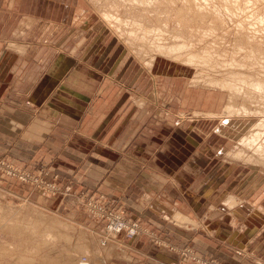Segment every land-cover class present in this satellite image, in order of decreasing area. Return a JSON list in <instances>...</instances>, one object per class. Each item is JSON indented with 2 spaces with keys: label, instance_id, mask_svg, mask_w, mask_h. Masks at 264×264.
Returning a JSON list of instances; mask_svg holds the SVG:
<instances>
[{
  "label": "crops",
  "instance_id": "crops-1",
  "mask_svg": "<svg viewBox=\"0 0 264 264\" xmlns=\"http://www.w3.org/2000/svg\"><path fill=\"white\" fill-rule=\"evenodd\" d=\"M21 1L25 17L20 22L29 19L30 27L19 28L16 21L13 28L7 18L0 19V98L10 102L0 107L1 151L14 157L19 154L33 166L50 165L51 177L68 191L122 198L147 230L170 245L192 246L200 256L226 264H264L260 252L250 246L256 240L233 229L223 230L225 223L214 221L211 215L210 201L232 189L231 167L230 178L218 183L212 177L215 173L211 175L217 157L193 155L194 143L187 146L189 154H184L183 143H169L170 128L180 125L172 123L170 111L158 108L167 97L163 100L162 91H153L155 64L152 71L147 70L130 56L117 34L94 23H82L80 37L73 39L71 33L80 30L75 24L83 9L81 0ZM47 21L60 26L71 23V33L60 43H33L30 47L17 42V47H26L27 54L7 44L9 34L23 39L26 30H37L36 25ZM10 65L14 71L10 72ZM174 149L175 155L171 154ZM152 150L160 151V158L147 160L148 167L134 161L136 153ZM127 155H132V161ZM172 213L197 219L199 226L214 235L171 225ZM128 245L124 256H119L125 262L112 263L169 264L179 260L177 253L157 247L148 235H140Z\"/></svg>",
  "mask_w": 264,
  "mask_h": 264
},
{
  "label": "rangeland",
  "instance_id": "rangeland-1",
  "mask_svg": "<svg viewBox=\"0 0 264 264\" xmlns=\"http://www.w3.org/2000/svg\"><path fill=\"white\" fill-rule=\"evenodd\" d=\"M20 1L21 0H0V19L7 18L10 27L13 28L16 27V21L19 28H24L25 24H27V27H30L29 19L25 20V24L20 22L24 16L22 8H20L22 1ZM156 1L157 0H147L149 4H147V11H144L142 7L143 2H141V5H136L135 3H130L128 0H81L80 9L83 8L84 10H80V18L78 17L76 24L74 23L80 27V30H74L71 33L69 30L71 28V23L67 26H60L57 22L47 21L48 23L44 22V25L43 23L36 25L37 30L35 28L26 30V36L23 38L24 42L21 41L23 39H21L20 36L9 34L7 44L18 49L17 51L21 54H27L28 52L25 51L26 47H17L19 43H22V45H27L29 43L30 47L33 43H35V45H38V43H41L40 45L53 44L55 42L60 43L64 40L65 36L69 35V32L73 35V39H77L81 35V28L84 27V24L82 23L90 22V25L94 23L97 27L102 26L109 28L108 22L102 16L104 10L112 11L114 13H116L117 10L118 14H123V16L121 14L119 16L120 18L122 16V19L125 18L123 20H126L128 24L123 23L125 29L122 27L118 30L115 27L114 30H116L115 32L121 41L126 43L130 56L140 63V65H143L145 60L149 61L153 56L157 57L155 62L156 68L152 74L154 80L153 91H162L163 100H165L166 97L167 100H165L162 105V101H160L159 105L161 106H159L157 102L156 104L158 105V108H163L168 112L170 111L168 115L172 123L180 125L179 129H175V126H173L174 129L170 128L169 143H173L174 140L179 144L183 143L185 146L184 154H189L187 146L194 143L197 147L191 148L193 155L201 154L210 155V157H217L216 163L211 165V168H215L214 171L211 172V175L212 173H215L212 177L216 178L218 183L219 181H223L225 177L229 179L228 169L230 167L232 169V189L220 197L215 198V201H210V205L213 206L212 210L214 212L211 215L214 221L231 226H228L230 229H227V225L222 224V226H225L222 227V229L224 228L223 230L231 231V229H233L238 231V234L242 233L245 235L246 239H249L250 241L256 240V242L250 244V246L255 253L260 252V256L264 258V167L244 165L238 160L233 161L230 155L231 150H237L240 144L238 138L243 135L245 136L246 133L248 134L251 124L255 123L257 125V123L260 122V119L264 117H260V113H257L254 116L251 115V117H240V114H237V116L234 115V117L233 115L228 116L223 112L228 100L227 92L208 88L205 84L206 79L215 80L214 75L216 76V79H218L219 76L222 78L225 76L224 74L222 75V73L227 74L229 68L231 73L229 76H232L233 72H238V75L240 74L238 78H241V76L246 77L250 73L255 76L259 75L258 77H260L262 73L260 72L261 74H259L258 71L264 70V67H262L264 65L262 62L264 58L262 55H259L260 52H258V49L252 48V50H249V48L242 47L241 43L243 42L237 40L240 39V34L235 37V34L224 31L225 28L233 26L234 24L232 22L233 17L231 14H227V12L219 14L224 19L227 18V20L225 19L224 27L223 25L217 26L215 23L211 22L212 20L210 19H207L209 20L207 24V20L199 22L195 16H192V14H189L188 16L186 15L187 18H185V23L183 19H180L177 16L178 11H180L179 14L184 13L186 10L185 6L190 8V4H193V2L195 3V0H158V2L161 1L163 5H170L172 8L159 7L158 2ZM198 1L199 0L193 4L195 6L198 5L197 9L208 0H202L203 3L201 0L199 3ZM214 1L212 0L213 3L211 4L218 5V3ZM253 1L255 4L257 3L253 6V10H255L256 6H258L256 9L260 7L261 10H257L258 14L264 17V13L262 12L264 11V0ZM18 14L22 15L21 18H17ZM227 15H229V17ZM161 16L162 18L164 17V19H162ZM237 16L236 18L240 17ZM190 17L196 18V20ZM231 17L232 19H230ZM135 20L138 22L140 20V22L145 23L152 28H167L169 30L168 34H172L173 36L171 38L170 36H165L159 40L161 42L178 44L183 43L182 41L185 40L187 45L185 44V50L183 49L184 52H182V54L185 55L178 58L181 62L186 61L185 56L188 53H197L198 51L199 53L197 54L201 53V57L207 55V57L209 56L212 58L211 61L213 63L210 64L208 62V64L213 66V68L206 66L200 69L196 66L187 65L189 62L183 64L186 66L185 67L181 63L158 58L160 56H157V52L152 46L154 44H149L151 41L143 39L142 30H140L138 28L139 26L134 23ZM263 21L264 20H262V23L260 24L261 27L264 25ZM176 26L177 28H174ZM207 26L208 29L210 28V30H212H208ZM183 27L187 30L183 29ZM212 27H214L215 30ZM181 28L185 31L182 32ZM262 29L264 30V28ZM133 31L137 33L136 37L132 34ZM207 32H209V34ZM250 32L252 33L253 31L248 30L246 33H241L251 34ZM123 33L125 38L124 35H122ZM174 33L177 37H175ZM258 33L259 34H256L257 36L255 37H259L257 38L259 40V42L257 40L259 45L260 40L264 39V34L261 35L262 33H260V31ZM156 34H158L157 31ZM151 35L150 37L152 38L154 34ZM154 37L156 38V36ZM0 43H2V40H0ZM140 44H143L145 49L142 45L140 47ZM135 47H139L140 51L139 48L137 49ZM141 48L143 49L141 50ZM143 50L147 51L143 52ZM139 52L144 54H140ZM257 53L259 57L257 56ZM246 55L248 56L246 57ZM168 56L171 57L173 55ZM242 56H245L244 59L246 60H244ZM248 57L254 58L250 61ZM141 60H143V62ZM248 60L249 62H247ZM216 62L219 64L217 65ZM237 62H240L241 64L238 63L236 66L235 63ZM253 62L256 63V65L259 64V66H256L258 71H254V69L257 70L256 68L252 69V65L255 67ZM231 63L234 64V66L230 65ZM219 65H221V67H219ZM241 65H243V67ZM249 65L250 67L248 68ZM239 66H241L242 69ZM14 69L15 67L12 68L10 65V72L14 71ZM147 70L150 69L147 68ZM244 70L247 74H245ZM161 71L163 72L161 73ZM198 71H200V74ZM216 71H219V74H221L219 75ZM205 72H210L208 73L209 76ZM195 77L198 80L195 79ZM200 79H203L204 81L201 80L202 82H200ZM200 84L203 86L205 85V87ZM237 101L239 103L241 99H238ZM8 103L10 102L4 101L0 98V107L1 105ZM212 113L215 115L213 116ZM204 114L205 116H203ZM231 118L242 120L243 125L246 126L245 130L244 127H240L238 130H233L232 127H227L226 121ZM0 138L2 139L1 129ZM3 138L8 140L5 135ZM144 145L145 147H148L150 143H144ZM208 148L209 151L207 150ZM1 150L0 143V264H79L81 263V260H88L86 262H89V264H114L116 261L125 262V260L119 256L126 251L125 248H128V243L132 242L140 235H148L157 247L167 249L179 255V260L177 262L169 264H226L215 257L205 258L200 256L192 246L177 247L170 245V242H165L161 238L159 239L157 233L147 230L142 225L141 219L137 215H133L132 211H129L126 205L123 204L122 198L107 196L104 193L94 195L86 191H68L67 188L62 187L60 185L61 183L59 184V182L56 181V177H51L52 171L50 165L46 163H38L33 166L31 163L22 161V157L19 154L14 157L10 156L8 151ZM18 150L19 149H17V151ZM159 153L161 152L158 150L138 152L133 158L136 163L143 167H148L150 162L147 163V160H152L153 162L154 159L158 157ZM13 154L15 155V151ZM171 154L175 155L176 149H174ZM127 158L131 160L132 155H127ZM158 158H160V155ZM224 161H227L226 164ZM157 166L160 168V165ZM190 166L206 167L207 165ZM225 169L227 170L225 171ZM219 187L220 186H218V188ZM230 196L235 197L236 208H233L234 206L231 208L227 206L226 202ZM246 204L250 205V208ZM242 206H246L244 210L235 211ZM174 214L175 213L169 217L171 225H176L175 227L186 229L187 231L190 229L199 230V232L214 235L212 232H208L209 230L207 227L199 226L197 219L182 214V217H180L181 215H178V218V216L176 214L174 216ZM118 217H123L128 221L135 222L139 227V233L134 238H128L125 232L113 233L109 231L111 222ZM176 218H178V220ZM217 229H219V227ZM51 240L56 242H52ZM225 246H227V244ZM229 246L235 247L234 244H230ZM80 248L82 249L80 250ZM70 252L72 254V260L70 259L71 262L69 260ZM113 261L115 262L112 263ZM261 262L264 263V261L260 259V263Z\"/></svg>",
  "mask_w": 264,
  "mask_h": 264
},
{
  "label": "bare ground",
  "instance_id": "bare-ground-1",
  "mask_svg": "<svg viewBox=\"0 0 264 264\" xmlns=\"http://www.w3.org/2000/svg\"><path fill=\"white\" fill-rule=\"evenodd\" d=\"M91 1V0H90ZM130 3H135L136 5H141V2H143L142 3V7H143V9H144V11H147V4H149L148 2H147V0H128ZM133 1V2H132ZM196 2H197V0H195ZM200 1V0H199ZM199 1H198V3H199ZM214 1V0H213ZM217 3H218V5L216 4H211V3H213L212 2V0H208V1H206V3H204V4H202L198 9H197V7H198V5L197 6H195V5H193V4H195L194 2H193V4H190V8L189 7H187V6H185V12L184 13H181V14H179V12L180 11H178V14H177V16L180 18V19H183L184 21H185V23H186V20H185V18H187V16L189 15V14H192V16H195L197 19H198V21L200 22V21H202V20H207V19H210V20H212L211 22H213V23H215L217 26L218 25H223V27L225 26V24H224V22H225V19L227 20V18H223L221 15H219V14H221V13H225V12H227V14H231V16L233 17V19H232V17L230 18V19H232V22L234 23H232V22H230V23H232L233 24V26H230V27H228V28H225L224 29V31H226V32H231V34H235V37L236 36H238V34H240L239 36H240V39H237V40H241L240 42H243V43H241V46L242 47H245V48H249V50H252V48H256V49H258V52H260L259 53V55L261 56H263V58H264V39H261L262 40V42H261V40H260V44L258 45V43H257V38H259V37H255V36H257L256 34H259L258 32L260 31V33H262L261 35H263L264 34V30L262 29V28H264V25H262L263 27H261V23H262V20H264V17H262V16H260L259 14H258V11L257 10H261L260 9V7L258 8V9H256V7H258V6H256L255 7V10H253V6H255L256 4H255V2L253 1V0H215ZM214 1V2H215ZM256 1V0H255ZM261 1V0H260ZM156 2H158V0L156 1ZM201 2H202V0H201ZM263 2V1H262ZM90 3V2H89ZM189 3V2H188ZM203 3V2H202ZM157 4V3H156ZM263 4V3H262ZM96 5V4H95ZM94 5V6H95ZM98 5V4H97ZM187 5V4H186ZM264 5V4H263ZM263 5H262V7H263ZM158 6L159 7H168V8H172L170 5H163L162 4V2L161 1H159L158 2ZM97 7V6H96ZM252 7V8H251ZM95 8V7H94ZM131 8V7H130ZM135 8V7H134ZM141 8V7H140ZM177 8H178V6H177ZM96 9V8H95ZM98 9V8H97ZM160 9V8H159ZM264 9V8H263ZM141 10V9H140ZM99 11V10H98ZM130 11V10H129ZM134 11V10H133ZM137 11H138V9H137ZM141 12V11H140ZM260 12V11H259ZM263 13H264V11H262ZM261 12V13H262ZM174 13V12H173ZM121 14V13H120ZM120 14H118V11L116 10V13H114V12H112V11H106V10H104V13L102 14V16L105 18V20L108 22V24H109V28H111L112 30H113V33H115L116 34V30H114L115 29V27H116V29H120V28H124V26H123V23H125V24H128L127 23V21L126 20H123V19H125V18H123L122 19V16H123V14H121L122 16H121V18H120ZM134 14V13H133ZM133 14H132V17H133ZM160 14V13H159ZM136 15V14H135ZM187 15V16H186ZM240 16L239 18H236V16ZM259 15V16H258ZM125 16V15H124ZM142 16V15H141ZM148 16V15H147ZM176 16V17H177ZM191 16V15H190ZM225 16H226V14H225ZM228 17H229V15H227ZM237 16V17H238ZM253 16V17H252ZM264 16V15H263ZM138 17V16H137ZM160 17V16H159ZM255 17H257V18H255ZM100 18V17H99ZM161 18H162V16H161ZM190 18H192V19H194V20H196V18H193V17H190ZM137 19V18H136ZM151 19V18H150ZM162 19H164V17L162 18ZM188 19H189V17H188ZM187 19V20H188ZM219 19V20H218ZM229 19V20H230ZM171 20V19H170ZM143 21H144V19H143ZM209 20H207L206 21V24H207V22H208ZM221 21V22H220ZM190 22V21H189ZM192 22V21H191ZM194 22H196V21H194ZM264 22V21H263ZM134 23L135 24H137V26H139L138 28L140 29V30H142L141 32H142V37H143V39H147L148 41H151L149 44H154V45H152L153 47H154V49L156 50V54H157V56H160V57H158V58H162V59H164V60H168V61H174V62H178V63H181L182 65L183 64H186L185 62H189L187 65H190V66H196V67H198V68H204V67H209V68H213V66H210L209 64H208V62L211 64V63H213L212 61H211V59L212 58H210L209 56V58L207 57V55L205 56L204 55V57H201L202 55H200V54H197V53H199L198 51H197V53L196 52H190V54L188 53L186 56H185V59H186V61L185 62H181L180 60H178V58H180L181 56H184L185 54H182V52H184L183 51V49H184V46H185V44L187 45V43H186V41L185 40H183L182 42L183 43H178V44H176V43H173V44H167V43H165V42H161V41H159L161 38H164L165 36H170V38L173 36L172 34L170 35V34H168L169 33V30L167 29V28H157L156 26V28H152V27H149L147 24H145V23H142V22H140V20H139V22L138 21H134ZM152 23V22H151ZM193 23V22H192ZM162 24V23H161ZM180 24V23H179ZM191 24V23H190ZM151 26V25H150ZM154 26V25H153ZM210 26V25H209ZM113 27V28H112ZM161 27V26H160ZM197 27V26H196ZM201 27V26H200ZM216 27V26H215ZM174 28H177V26L176 27H174ZM204 28V27H203ZM212 28H214V27H212ZM217 28V27H216ZM125 29V28H124ZM183 29H185L184 27H183ZM182 28H181V30H182V32L183 31H185V30H187V29H185V30H183ZM207 29H208V26H207ZM123 30V29H122ZM208 30H210V28L208 29ZM207 30V31H208ZM212 30V29H211ZM210 30V31H211ZM214 30H215V28H214ZM213 30V31H214ZM248 30H252L253 32L251 33V34H245L246 32H248ZM124 31V30H123ZM156 31L158 32V34H156ZM233 31V32H232ZM175 32H177V31H175ZM206 32V31H205ZM204 32V33H205ZM241 32H245L244 34H242ZM124 33H125V31H124ZM124 33L122 34V35H124ZM200 33V32H199ZM208 34H209V32H207ZM132 34L136 37V35H137V33L135 32V31H133L132 32ZM151 34H154V36H156V38L153 36L152 38L150 37V35ZM175 34V33H174ZM191 34H193V33H191ZM213 34V33H212ZM195 35H198V34H195ZM227 35V34H226ZM228 35H230V34H228ZM152 36V35H151ZM204 36V35H203ZM209 36V35H208ZM218 36V35H217ZM175 37H177L176 36V34H175ZM195 37H197V36H195ZM210 37H211V35H210ZM260 37H262V36H260ZM263 37H264V35H263ZM119 38V37H118ZM124 38H125V35H124ZM242 38V39H241ZM199 39V38H198ZM123 41H124V39H123ZM173 41H174V39H173ZM204 41V40H203ZM236 41V40H235ZM122 42V41H121ZM145 42V41H144ZM144 42H143V44H144ZM199 42V41H198ZM237 42V41H236ZM258 42H259V40H258ZM123 43V42H122ZM228 43H229V41H228ZM126 44V43H125ZM129 44V43H128ZM134 44V43H133ZM136 44H138V43H136ZM143 44H140V47H141V45L143 46ZM196 44V43H195ZM217 44V43H216ZM190 45H192V44H190ZM189 45V46H190ZM197 45H199V44H197ZM131 46V45H130ZM137 46H139V45H137ZM151 46V47H152ZM145 46H143V48H144ZM206 47H208V46H206ZM236 47H237V43H236ZM240 47V46H239ZM251 47V48H250ZM131 48H133V47H131ZM135 48H137V47H135ZM139 48V47H138ZM137 48V49H138ZM143 48H141V50L143 49ZM148 48H149V46H148ZM188 48V47H187ZM241 48V47H240ZM240 48H239V50H240ZM127 49V48H126ZM145 49V48H144ZM203 49V48H202ZM211 49V48H210ZM148 50V49H147ZM147 50H143V52L144 51H147ZM151 50V49H150ZM185 50V49H184ZM217 50V49H216ZM241 50H242V48H241ZM240 50V51H241ZM260 50V51H259ZM139 51H140V48H139ZM196 51V50H195ZM205 51H207V50H205ZM205 51H203V52H205ZM208 51H209V49H208ZM207 51V52H208ZM243 51V50H242ZM186 52V51H185ZM210 52V51H209ZM237 52V51H236ZM247 52H248V50H247ZM140 53V52H139ZM215 53V52H214ZM214 53H213V55H214ZM240 53V52H239ZM244 53V52H243ZM140 54H144V53H140ZM147 54V53H146ZM149 54V53H148ZM204 54V53H203ZM206 54V53H205ZM210 54V53H209ZM251 54H253V53H251ZM168 55H173V56H171V57H169ZM176 55H178V56H176ZM237 55H238V53H237ZM244 55H245V53H244ZM256 55V54H255ZM248 55H246V57H247ZM251 56V55H250ZM257 56H258V53H257ZM240 57V56H239ZM243 57V56H242ZM241 57V58H242ZM259 57V56H258ZM157 57H152L149 61H146L145 59V62H143V60H141L144 64V66L145 67H147V68H149L150 70H151V68L154 66V64H155V62H156V59ZM245 58V56L243 57V59ZM252 58H254V57H252ZM252 58L251 57H248V59H250V61L252 60ZM255 59H256V56H255ZM259 59V58H258ZM148 60V59H147ZM244 60H246V59H244ZM243 60V61H244ZM260 60V59H259ZM238 61H240V60H238ZM255 61H257V60H255ZM206 62V63H205ZM247 62H249V60L247 61ZM263 63H264V60L262 61ZM261 62V63H262ZM217 63V62H216ZM238 63H240V62H237V63H235L236 64V66H237V64ZM241 63H242V61H241ZM240 63V64H241ZM244 63H246V62H244ZM254 63V62H253ZM260 63V62H259ZM219 63H217V65H218ZM247 64V63H246ZM252 64V63H251ZM250 64V65H251ZM255 64V67H253L254 65H252L251 67H252V69L253 68H256L257 69V65L259 66V64H257L256 65V63H254ZM223 65H226V64H223ZM230 65H232V66H234V64H230ZM250 65L248 66V68L250 67ZM183 66H185V65H183ZM215 66V65H214ZM242 67H243V65H241ZM241 66H239V67H241ZM186 67V66H185ZM216 67V66H215ZM219 67H221V65H219ZM229 67V66H228ZM231 67V66H230ZM242 67H241V69H242ZM262 67H264V65L262 66ZM261 67V68H262ZM193 68V67H192ZM208 68V69H209ZM223 68H224V66H223ZM233 68V67H232ZM236 68V67H235ZM244 68H245V66H244ZM215 69H217V68H215ZM264 69V68H263ZM195 70H196V68H195ZM212 70V69H211ZM246 70V69H245ZM244 70V72H245V74H247L246 73V71ZM248 70V69H247ZM260 70V69H259ZM204 71H205V69H204ZM227 71V70H226ZM254 71H258V69L257 70H255L254 69ZM199 72V74H200V71H198ZM203 72V71H202ZM215 72V71H214ZM216 72H218V74H219V71H216ZM236 72V71H235ZM240 72H241V70H240ZM239 72V73H240ZM244 72H242V73H244ZM251 72V71H250ZM253 72V71H252ZM259 72V74H261L260 75V77H258V76H255L254 74H252V73H250V74H248L246 77H243V76H241V78H238L239 77V75H238V72L237 73H232V76H229L231 73H230V68H229V70H228V72H227V74L226 73H222V75L224 74L225 76H223L222 78L219 76V78L218 79H216V76L214 75V77H215V80H205L206 81V87H208V88H214V89H218V90H222V91H226L227 92V94H228V100H227V103H226V107L224 108V110H223V112L225 113V114H227L228 116H231V115H233V117H234V115H236L237 116V114L239 115L240 114V117H251V115L252 116H254V115H256L257 113H260V117H264V70L262 71V70H260V71H258ZM261 72V73H260ZM205 73H207V72H205ZM204 73V74H205ZM208 73H210V72H208ZM207 73V74H208ZM213 73V72H212ZM229 73V74H228ZM257 73V72H256ZM197 74V73H196ZM198 74V75H199ZM215 74V73H214ZM221 74V73H220ZM219 74V75H220ZM201 75H203V74H201ZM206 76V75H205ZM208 76H209V74H208ZM213 76V75H212ZM202 77V76H201ZM211 77V76H210ZM213 77V78H214ZM198 78H200V77H198ZM206 78V77H205ZM194 79V78H193ZM192 79V80H193ZM195 79H197L196 77H195ZM194 79V80H195ZM212 79V78H211ZM198 80V79H197ZM201 80H203V79H200L199 81L200 82H202ZM198 81V82H199ZM204 81V80H203ZM196 85V84H195ZM194 85V86H195ZM200 85H202V84H200ZM203 86V85H202ZM193 87V86H192ZM203 87H205V85L203 86ZM238 99H241V101L238 103ZM224 107V106H223ZM220 113V112H219ZM196 114H197V112H196ZM221 114V113H220ZM206 115H208V114H206ZM212 115L214 116L215 114H213L212 113ZM242 115V116H241ZM203 116H205V114L203 115ZM209 116V115H208ZM210 117V116H209ZM224 117V116H223ZM212 118V117H211ZM217 118V117H216ZM221 118V117H220ZM257 123V122H256ZM251 124V123H250ZM226 126L227 127H232L233 128V130H238L240 127H244V130H245V128H246V126H244L243 125V122H242V120H239V119H229V120H227L226 121ZM250 130V131H249ZM249 133L247 134L246 133V135L244 136H242V137H240V138H238L239 139V146H238V148H237V150H234V151H232L231 150V152H230V155H231V158L233 159V161L234 160H238L239 162H242V164H246V165H253V166H255V167H259V166H261V167H264V118H262V119H260V122L259 123H257V125L254 123V124H251V126L249 127ZM238 141V140H237ZM226 153H227V151H226ZM228 154V153H227ZM1 201H2V199H1ZM226 204L229 206V207H232V206H235V204H236V199H235V197L234 196H230L229 198H228V201L226 202ZM26 207V206H25ZM8 210V209H7ZM6 210V211H7ZM260 212V211H259ZM178 213V212H177ZM173 214V213H172ZM176 214V213H175ZM180 216L181 214H177V216ZM175 216V215H174ZM179 216H178V218H179ZM180 217H182V215L180 216ZM178 218H176L177 220H178ZM184 218V217H183ZM185 219V218H184ZM188 219V218H187ZM180 220V219H179ZM61 221V220H60ZM174 221V220H173ZM188 221H190V220H188ZM62 222V221H61ZM60 222V223H61ZM55 223V222H54ZM194 223V222H193ZM51 224H52V222H51ZM177 224V223H176ZM192 224V223H191ZM179 225V224H178ZM48 227V226H47ZM63 227H65V226H63ZM67 227V226H66ZM186 227H187V225H186ZM16 228H18V227H16ZM32 229V228H31ZM48 229V228H47ZM15 231V230H14ZM49 231V230H48ZM34 234H35V232H34ZM44 236V235H43ZM7 238V237H6ZM5 238V239H6ZM10 238V237H9ZM42 238V237H41ZM44 238H45V236H44ZM11 239V238H10ZM62 239V238H61ZM54 240V239H53ZM59 240V239H58ZM17 241V240H16ZM52 241V240H51ZM52 242H56V241H52ZM80 246V245H79ZM1 248V247H0ZM7 249V248H6ZM82 248H80V250H81ZM89 250V249H88ZM117 250V249H116ZM79 251V250H78ZM119 251V250H118ZM82 252V251H81ZM7 253V252H6ZM84 253V252H83ZM70 254V258H69V260L71 259V256H72V254H71V252L69 253ZM75 254V253H74ZM96 257V256H95ZM94 257V258H95ZM65 260V259H64ZM72 260V259H71ZM71 260H70V262H71ZM91 260V259H90ZM92 262V261H91ZM69 263V262H68ZM80 264V263H79Z\"/></svg>",
  "mask_w": 264,
  "mask_h": 264
},
{
  "label": "built area",
  "instance_id": "built-area-1",
  "mask_svg": "<svg viewBox=\"0 0 264 264\" xmlns=\"http://www.w3.org/2000/svg\"><path fill=\"white\" fill-rule=\"evenodd\" d=\"M109 231L113 233L125 232L128 238H134L139 233V227L133 221H128L124 219L123 217H118L117 219H114L111 222L109 226ZM86 261L81 260L80 264H89V262H86Z\"/></svg>",
  "mask_w": 264,
  "mask_h": 264
}]
</instances>
